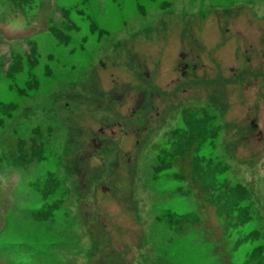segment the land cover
<instances>
[{
	"label": "rangeland",
	"instance_id": "374dc122",
	"mask_svg": "<svg viewBox=\"0 0 264 264\" xmlns=\"http://www.w3.org/2000/svg\"><path fill=\"white\" fill-rule=\"evenodd\" d=\"M0 90V264H261L264 0H0Z\"/></svg>",
	"mask_w": 264,
	"mask_h": 264
},
{
	"label": "flooded vegetation",
	"instance_id": "af4514ba",
	"mask_svg": "<svg viewBox=\"0 0 264 264\" xmlns=\"http://www.w3.org/2000/svg\"><path fill=\"white\" fill-rule=\"evenodd\" d=\"M243 17H245L244 23L246 26V13H245V16H243ZM228 20L231 22V25H232L233 22L234 23L238 22L239 16H237V15L232 16ZM200 31H201L200 39L202 40L203 37L206 38V36H207L204 34V33H206V28H202ZM225 31H226V33H229L230 30L228 27H225ZM243 31H245V29L244 30L242 29V32ZM208 32H209V30H208ZM242 32L236 31L235 34H240ZM216 34L218 35V33H216ZM223 36H225L224 33L222 34L221 37H223ZM237 37H239V36H237ZM227 39H225V40H227ZM243 40H244L243 41L244 45H243L242 51H239V50L237 51L236 47H235V50H233V48H231V47L229 48L227 46L230 44H228L227 42L221 41L220 42L221 45L217 44L219 46V48L215 49L214 51H212V49L210 48V50H211L210 55L213 58L214 55L219 56V53H221L219 57L225 58L226 60H230L231 58H233L236 60L237 65H239L240 61L242 60L241 77L243 79V83H245L244 88L246 90V79H247L246 76H249V72L246 73V63L251 60V58L249 57L247 59V62H246V55L253 56L254 52H253V49H250V48H248L247 52H246V36H244ZM259 40L261 41V39H259ZM200 43L198 44V46L203 47V42H200ZM181 55H182L181 57L184 58V54H181ZM200 57H201L200 55H197L196 59H195L196 62L184 64L182 71L178 68H177V70H175L176 72L180 71V75L182 76V78H187L190 76L191 73H194V76H193L194 86L192 87L193 93L188 94L187 97L190 98L191 100H197L196 102H201L203 100L207 101L206 99L211 98L212 88L217 89V85H218L217 84V82H218L217 76H218V69H219L218 60L216 61V63L214 65H212V63H213V59H212L210 61V64L208 65L206 63H203L204 61H200L199 60ZM235 69L239 70L238 66ZM235 69L229 68L227 71L232 72V74H238L239 72L237 71L238 72L237 73L235 71ZM181 76H179L178 79ZM216 78H217V80H216L215 86H212L214 83V80ZM231 79H233V76L231 78H228V80L226 82L229 83ZM255 79H257V78H255ZM226 82H224V86L227 88V87H229V84ZM231 83L232 84H230V85H233V81H231ZM247 83L250 84L251 82L248 81ZM225 84H228V85H225ZM245 94H246V92H245ZM245 101H246V98H245ZM254 126H255V124H254Z\"/></svg>",
	"mask_w": 264,
	"mask_h": 264
},
{
	"label": "snow or ice",
	"instance_id": "6c2138e0",
	"mask_svg": "<svg viewBox=\"0 0 264 264\" xmlns=\"http://www.w3.org/2000/svg\"><path fill=\"white\" fill-rule=\"evenodd\" d=\"M70 2H71V0H70ZM105 2L108 3V2H110V0H105ZM2 96H3V93H2V90H0V104L3 103ZM11 243H15V241H6L4 238V234L0 233V252L3 251V248L7 244H11ZM33 246L36 248L37 251L42 250V247L39 245L34 244ZM175 252H176V250L174 249L172 255H175ZM168 264H208V262H203V261H183V262L169 261Z\"/></svg>",
	"mask_w": 264,
	"mask_h": 264
},
{
	"label": "trees",
	"instance_id": "16d2710c",
	"mask_svg": "<svg viewBox=\"0 0 264 264\" xmlns=\"http://www.w3.org/2000/svg\"><path fill=\"white\" fill-rule=\"evenodd\" d=\"M261 264H264V259L262 260Z\"/></svg>",
	"mask_w": 264,
	"mask_h": 264
}]
</instances>
